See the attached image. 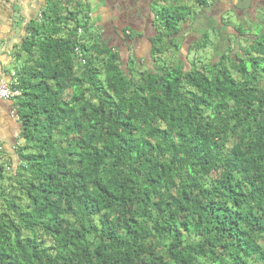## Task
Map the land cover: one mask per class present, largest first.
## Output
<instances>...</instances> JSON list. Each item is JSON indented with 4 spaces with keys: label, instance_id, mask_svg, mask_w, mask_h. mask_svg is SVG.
<instances>
[{
    "label": "trees",
    "instance_id": "1",
    "mask_svg": "<svg viewBox=\"0 0 264 264\" xmlns=\"http://www.w3.org/2000/svg\"><path fill=\"white\" fill-rule=\"evenodd\" d=\"M158 1L142 63L134 21L14 4L0 264H264V0Z\"/></svg>",
    "mask_w": 264,
    "mask_h": 264
},
{
    "label": "flooded vegetation",
    "instance_id": "2",
    "mask_svg": "<svg viewBox=\"0 0 264 264\" xmlns=\"http://www.w3.org/2000/svg\"><path fill=\"white\" fill-rule=\"evenodd\" d=\"M27 1L29 4L31 3L32 6L36 9L39 8V5L42 6L47 0H0V42L3 44V37L6 36L7 39H11V41H18L15 39L16 36L22 38L25 35L26 28L24 25H19V21L21 20V16H16V12L19 13L16 6L14 5L16 2H20L22 4ZM89 2L90 7V15L91 20L92 18L97 16V20L99 24H97L98 29L105 31L107 34L111 35L109 32L112 30L116 33V29L121 30L122 27L126 25L128 21H136L137 17L145 16L144 11L147 12V16L151 19V29L154 30L155 26L153 25V15L155 14L156 10H161L160 2L158 0H85ZM230 2V9L232 11L229 13L233 15H238L240 11L239 9L234 8L232 5V0H223ZM255 0H252L254 3ZM234 4V3H233ZM253 8H247L245 12H250ZM189 12H193L196 10L199 13H202V10L198 7H187ZM30 11V9H29ZM209 11V10H206ZM204 11V12H206ZM203 12V13H204ZM95 14V16H93ZM26 15V14H25ZM200 15V14H199ZM136 17L131 19L132 17ZM20 17V18H19ZM26 18V16H24ZM104 21H108L110 23L109 27L103 25ZM133 23V22H132ZM91 24V22H90ZM207 24V23H206ZM15 25H19V31L16 30ZM150 29V28H149ZM149 35H153L152 32H149ZM17 37V38H18ZM116 43L121 42L119 35L117 34L114 37ZM15 42V43H16ZM15 46V45H14ZM150 50V47L148 51ZM0 50V61H4L6 58L13 59L15 58V53L17 52V47H13L12 51L9 53L10 57L4 56L5 53ZM145 53V52H144Z\"/></svg>",
    "mask_w": 264,
    "mask_h": 264
},
{
    "label": "rangeland",
    "instance_id": "3",
    "mask_svg": "<svg viewBox=\"0 0 264 264\" xmlns=\"http://www.w3.org/2000/svg\"><path fill=\"white\" fill-rule=\"evenodd\" d=\"M144 14H145V16H143V17H132L131 19H134V18H136V21H134L133 23V27L134 28H136L139 32H144L143 33V37H140L139 36V33L138 34H136L135 36H137L136 37V39H137V41L135 42V45H136V48H137V53H138V55H139V57H141V62L140 63H142V58H145V55H147V53L149 52L148 51V49H149V46H148V42H147V40H146V38H144L145 36H147V35H149V32L151 33L153 30L151 29V19H150V17L149 16H147V12H145L144 11ZM258 15H260L261 16V14H264V9H260V11L257 13ZM19 15V13L18 12H16V16H18ZM93 16H95V14H93ZM259 16V17H260ZM261 19H264V18H261ZM132 21V20H131ZM236 22V25H238V23H237V21H235ZM127 23V22H126ZM255 22H248V23H246L245 25L249 28V30H252V29H254V27L256 26L255 24H254ZM97 24H99V22H98V20H97V16L96 17H94V18H92V20H91V25L93 26V30L94 31H96L97 29H98V27H97ZM100 25V24H99ZM103 25L104 26H106V27H109L110 26V23H108V21H104L103 22ZM15 28H16V30L17 31H19V27L17 26V25H15ZM150 28V29H149ZM187 41L189 42V41H191L190 40V38H187ZM188 42H186L187 44H188ZM137 43H139L138 44V46H137ZM187 44H184L182 47H181V54H182V56H184V58H186L187 56H188V51H189V49H188V46H187ZM208 49V51L207 50H205V51H202L201 53H200V55H204L205 53H207V58H206V60L208 59V60H210L211 58L212 59H217V55L215 54V53H213V50L212 49H210V48H207ZM145 52V53H144ZM190 55H189V58H191V57H193V58H195L196 57V54L193 52V53H189ZM215 55V56H214ZM146 61V63L148 64V65H151L150 63V60L149 59H147V60H145ZM139 62V61H138ZM0 63H1V61H0ZM23 63L24 62H21V63H16L15 64V62L13 61L11 64H10V66H8V67H4V69H5V71H6V73L8 74V75H12L13 74V72H15V68H16V66H19V67H21L22 65H23ZM139 63V64H140ZM8 64V63H7ZM139 67L140 68H143V66H141V65H139ZM16 130H17V128H16Z\"/></svg>",
    "mask_w": 264,
    "mask_h": 264
},
{
    "label": "built area",
    "instance_id": "4",
    "mask_svg": "<svg viewBox=\"0 0 264 264\" xmlns=\"http://www.w3.org/2000/svg\"><path fill=\"white\" fill-rule=\"evenodd\" d=\"M19 93L18 90H13L10 86V84L6 82H2L0 84V98L8 99L10 97H13L15 94Z\"/></svg>",
    "mask_w": 264,
    "mask_h": 264
},
{
    "label": "crops",
    "instance_id": "5",
    "mask_svg": "<svg viewBox=\"0 0 264 264\" xmlns=\"http://www.w3.org/2000/svg\"><path fill=\"white\" fill-rule=\"evenodd\" d=\"M19 38V37H18ZM11 41V40H10ZM12 43L13 42H16V41H11ZM9 44H10V42H9ZM6 45H4L2 48H4V49H6V50H10L11 48H9V46L8 47H5ZM13 47V46H12ZM5 56V55H4ZM4 62L6 63L5 64V66L4 67H8V66H10V64L8 63L7 64V62H9L8 60H7V58L4 60ZM4 67L2 68V66L0 65V79H2V80H7L8 79V74L6 73V71H5V69H4Z\"/></svg>",
    "mask_w": 264,
    "mask_h": 264
},
{
    "label": "clouds",
    "instance_id": "6",
    "mask_svg": "<svg viewBox=\"0 0 264 264\" xmlns=\"http://www.w3.org/2000/svg\"><path fill=\"white\" fill-rule=\"evenodd\" d=\"M17 26L20 28L19 25H17ZM17 37H18V36H16L15 39H19V38H17ZM2 39H3V44L6 45L5 47H8V46H9V48H11V49L9 50V52H11V51H12V48L15 47V46H14V45H15V42L12 43V42L10 41L11 39H7L6 36H4ZM9 42H10V44H9ZM1 43H2V42H0V47H3L4 45H2ZM12 46H13V47H12ZM0 50H1V49H0ZM8 61H11V59H9ZM7 63H10V64H11L12 61H11V62H7ZM5 64H6V63H5ZM13 73H14V72H13ZM2 82H6V81L0 79V84H1ZM6 83H7V82H6Z\"/></svg>",
    "mask_w": 264,
    "mask_h": 264
}]
</instances>
